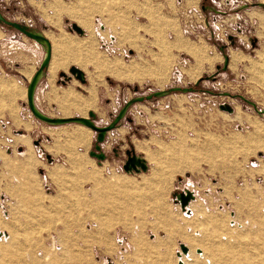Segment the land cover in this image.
I'll list each match as a JSON object with an SVG mask.
<instances>
[{
    "label": "rangeland",
    "instance_id": "obj_1",
    "mask_svg": "<svg viewBox=\"0 0 264 264\" xmlns=\"http://www.w3.org/2000/svg\"><path fill=\"white\" fill-rule=\"evenodd\" d=\"M14 25L50 41L52 86L47 44ZM176 40L215 61L192 79L197 60ZM261 56L264 0H0V264H264ZM135 68L144 80L126 78ZM39 71L38 111L111 125L101 141L31 112ZM89 95L88 110L71 104ZM180 141L183 164L169 150ZM130 157L147 168L126 170Z\"/></svg>",
    "mask_w": 264,
    "mask_h": 264
},
{
    "label": "water",
    "instance_id": "obj_2",
    "mask_svg": "<svg viewBox=\"0 0 264 264\" xmlns=\"http://www.w3.org/2000/svg\"><path fill=\"white\" fill-rule=\"evenodd\" d=\"M14 27L18 28L22 33H24L25 35H27L28 37H31L33 39H35L37 42L41 43H46L47 44V52H46V57L41 65V68H40V71L42 70V68L48 63V60H49V57H50V46H49V43H48V40L43 37L42 35L40 34H33V33H28L26 32L23 28H20L18 27L17 25H14ZM71 29L73 31H75L76 33L78 34H83V30L81 28H79L77 25L75 24H72L71 26ZM37 72L35 74V77L40 73ZM70 73L77 79L79 80L81 83H84L85 82V79H84V74L81 70L75 68V67H71L69 69ZM33 82V81H32ZM31 82L29 88L32 92V95L28 97L27 101L29 103V108L31 110V112L37 117V118H40L42 120H45L47 122H50V123H65V122H80V123H85L84 125L88 126L89 128L93 129L94 131L97 132V140L98 141H101L102 138H103V135L104 133H106L109 129L112 128L111 125L109 126H103V127H98V126H95L90 120H88L86 118V120H84L85 118H83L82 116H78V117H73V116H70V117H62V118H50V117H47V116H44V115H39L35 112L34 110V107L35 106L33 104V90L35 88L36 85L33 86V83ZM37 83V82H36ZM28 88V89H29ZM225 108L227 109V111L231 112L232 109L230 106H225ZM90 115H93L92 112H89ZM98 147V146H97ZM92 154V152H91ZM99 158H104V155L103 154H98L97 155ZM136 161H138V163L140 164V168L141 169H146L147 168V164L146 162L144 161V159L142 158H138V157H130L129 161L127 162V164L125 165V169L126 170H130L131 167L132 169H135V170H139L140 168L137 166L136 164ZM179 199L181 201V205H182V208L184 210H186V207L188 206V204L190 203L191 200H193L195 198V195L192 191L190 190H187L186 192H183L181 194H179ZM183 251L184 252H187V247L186 246H183Z\"/></svg>",
    "mask_w": 264,
    "mask_h": 264
},
{
    "label": "bare ground",
    "instance_id": "obj_3",
    "mask_svg": "<svg viewBox=\"0 0 264 264\" xmlns=\"http://www.w3.org/2000/svg\"><path fill=\"white\" fill-rule=\"evenodd\" d=\"M139 8V7H138ZM80 27V26H79ZM81 28V27H80ZM46 38V37H45ZM47 39V38H46ZM48 40V39H47ZM49 41V40H48ZM182 41V40H181ZM181 41H179V40H176V41H174L173 43H172V45H174V49H187V51L189 52V54H191V55H193L194 57H195V59L197 60V65L196 66H194L192 69H190L189 70V75L191 76V78L192 79H195V78H198L199 77V75L201 74L200 72H201V70H202V66H201V61H200V52H201V50H200V48L198 47H194V46H186V44L184 45V43L183 42H181ZM50 42V41H49ZM43 43V42H42ZM49 46H50V57H49V60H48V65H49V63H50V61H51V58H52V46H51V43L49 44ZM190 47V48H189ZM203 49V48H202ZM180 51H183V50H180ZM205 51V50H204ZM204 51H202V52H204ZM206 52V51H205ZM238 55H242V53H240V52H238V53H234V57L237 59V58H239L238 57ZM206 57V56H205ZM203 59H204V57H202ZM201 58V59H202ZM234 58V59H235ZM241 58V57H240ZM262 60H261V62H260V66L261 67H263V70L261 71V73H260V75L264 78V57L263 56H261L260 57ZM206 59V58H205ZM207 59H208V57H207ZM233 59V60H234ZM242 59V58H241ZM209 60V59H208ZM214 62L215 60L214 59H212V60H210V62ZM235 61H237V60H235ZM206 62V61H205ZM168 63L166 62V60H164V61H161L158 65H157V67H156V74L154 73L153 75H155L158 79V82H159V80H161V79H164V80H162V82H164L165 81V75H164V73H165V71H166V69L168 68ZM212 65V64H211ZM256 65H255V62H253L252 63V67H255ZM144 71H146L145 69H144ZM141 72H143V71H140V70H138V68L136 69H134V71H128L127 72V74L128 75H126V78L127 79H129V80H132V81H134V80H144V78H142V76L144 75V72L142 73L143 75L141 76V78L139 77V75H140V73ZM258 73V72H257ZM150 74V73H149ZM149 74H147L148 76H149ZM259 74V73H258ZM153 75H151V76H153ZM143 77H145V76H143ZM165 77V78H164ZM39 78H40V73L35 77H33V79H32V83H33V86L34 85H36V82H38V80H39ZM146 78V77H145ZM261 78V77H260ZM264 80V79H263ZM141 82V81H140ZM143 82V81H142ZM160 84V83H159ZM162 85V84H161ZM32 95V92H31V90H30V88L28 89V97L29 96H31ZM85 103V102H84ZM89 103V102H88ZM88 106V105H87ZM34 107V110H35V112L37 113V114H39V115H41V113L38 111V109L35 107V106H33ZM79 110V109H78ZM42 116V115H41ZM83 118H85V117H83ZM84 120H86V118L84 119ZM81 124H85V123H81ZM258 132V131H257ZM81 133H83V132H81ZM81 137L83 136V134H79ZM79 135H75V137H79ZM84 137H85V135H84ZM84 139V138H83ZM174 146V145H173ZM187 146H186V144L183 142V141H180L179 143H177L173 148H171V149H169V150H171V153H173L172 155L175 157V158H177V159H180V161L182 162V164H183V162H185V158H186V152L184 153V148H186ZM145 149V148H144ZM188 153V152H187ZM136 164H137V166L138 167H140V164L138 163V161H136ZM174 167V174H176V173H178V172H182L183 171V169L184 168H182V167H180V168H178V167H176V166H173ZM131 169H132V167H131ZM44 208V207H43ZM62 235V234H61ZM105 243V242H104ZM103 243V244H104ZM102 245V243H100L99 244V246L100 247H102L101 246ZM105 245V244H104ZM107 247V246H106ZM261 253H262V250H261ZM198 254H200V253H198ZM202 254V253H201ZM200 254V255H201ZM184 255L185 256H183V257H189L190 256V251H188L187 253L185 252L184 253ZM204 255V254H203ZM202 255V256H203ZM80 256H84L83 254L81 255L80 254ZM79 256V257H80ZM205 256V255H204ZM203 256V257H204ZM85 257V256H84ZM182 257V259L184 260V258ZM81 258V257H80ZM259 258V257H258ZM210 261V260H209ZM88 262H90L89 260H88ZM93 262V261H92ZM259 262H261V261H259ZM184 263V262H183ZM182 263V264H183ZM190 264H197V262H194V263H190ZM211 264H215L214 263V261L212 260V263ZM247 264H255V260H253V259H249L248 258V260H247ZM259 264V263H258ZM263 264V263H262Z\"/></svg>",
    "mask_w": 264,
    "mask_h": 264
},
{
    "label": "crops",
    "instance_id": "obj_4",
    "mask_svg": "<svg viewBox=\"0 0 264 264\" xmlns=\"http://www.w3.org/2000/svg\"><path fill=\"white\" fill-rule=\"evenodd\" d=\"M54 6H55V8L56 9H54V11H53V13L55 14V15H57V13L59 12V15H61L62 13H61V11H63V9H62V7H61V5H56V3L54 4ZM61 9V10H60ZM74 11V9H71V11H70V13H72ZM75 12H77L76 10H75ZM45 16V15H44ZM64 16H67V15H64ZM68 17V16H67ZM45 18H47V17H45ZM47 20V19H46ZM48 21V20H47ZM49 22V21H48ZM49 24H51L52 26H55V27H57L56 25H53L52 23H50L49 22ZM58 28V27H57ZM2 32V31H1ZM203 48V49H202ZM200 50H201V52H200V61H201V68H202V70H201V72L203 71V70H205V65H204V63H205V61L206 62H208L209 63V66H211L210 64V60H208L207 59V48L206 47H204V46H200ZM207 52H205V51ZM202 51H204V52H202ZM206 56V57H205ZM202 57H204V59L202 58ZM202 58V59H201ZM206 58V59H205ZM53 60H54V52H53V56H52V61H51V66H50V68H51V72H52V74L50 73V71H49V74H50V76H49V83H50V85L52 86V83H53V79H54V77H55V74H56V70H54V69H52V64H53ZM5 81H0V88L1 89H6V85H4L5 83H4ZM27 94H28V89H27ZM93 96H95V94L92 92V97ZM96 97V96H95ZM62 103H67V102H72V101H70V99L68 98V97H63L62 98ZM85 102V103H84ZM84 102H82V103H79L78 101H75L74 100V103H71L73 106H74V108L76 109L77 107H81V108H83V111L82 112H84V111H86V110H88V108H91V107H93L94 106V101H93V99H92V101H91V98H90V95H89V97L87 98V101L85 100ZM89 102V103H88ZM88 105V106H87ZM83 117V116H82ZM22 137V141H25L26 142V144H28V142H29V139H27V140H23V139H25L26 137H28L27 135L25 136V135H22L21 136ZM73 139L74 140H76L78 143H85L86 141L85 140H83V139H76L75 137H73ZM145 147V146H144ZM147 150V149H146ZM28 151L29 150H26V151H24L23 153H25V152H27L26 154L28 155V157H30L31 155L28 153ZM18 188H20V189H24V190H26V188L28 189V187H27V185L26 184H24V186H21V187H18ZM8 238L10 237L9 235L7 236Z\"/></svg>",
    "mask_w": 264,
    "mask_h": 264
}]
</instances>
